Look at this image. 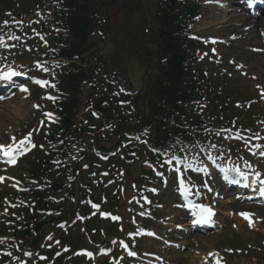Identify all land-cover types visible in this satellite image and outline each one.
Masks as SVG:
<instances>
[{
  "label": "rangeland",
  "instance_id": "374dc122",
  "mask_svg": "<svg viewBox=\"0 0 264 264\" xmlns=\"http://www.w3.org/2000/svg\"><path fill=\"white\" fill-rule=\"evenodd\" d=\"M116 1L117 0H114V2L111 3L110 8L113 13L116 12L115 15H119L121 11V2ZM31 2L32 0L27 2L29 9H32ZM138 2L140 10L143 12L145 17L150 18L151 13H153L155 10L159 0H138ZM203 11L204 17L196 22L198 24L193 32H195L198 38H202L203 40L208 36L223 37L224 33L214 27L215 22L213 21L216 19V12L208 13L205 8ZM47 14L48 16L45 18V22L48 23L52 19V16H49V13ZM120 18L121 17H119L115 22L114 27L118 28V24H121ZM33 19H27L30 22L25 25L27 29L25 35L15 36L19 37V39H12L11 37L13 36L10 35L9 37L4 35L6 45L11 47L12 50L8 53H5L4 50H0V70L13 67L15 63L21 64L20 61H32L35 59V57H42L45 55L46 48L52 42L55 34L52 32L45 34V36L39 35L38 40H36L33 34V26H36V23L32 21ZM28 25L29 28L27 27ZM0 27L2 30L7 31V26L0 24ZM44 37H46L45 40ZM257 44L261 48L259 42H257ZM254 48L255 46L253 45L251 49ZM217 50L218 58H214V62H211L205 56V54L202 53L200 56V61L197 62V59L194 64V66L197 65L200 67L204 73H206V77L209 78L206 85L209 86V88L207 90L205 87L202 94L205 96L208 91H210L213 93V95L212 97H209L210 93H208L205 105L214 106L219 97L225 103H232L235 105V107H237V105L238 107L236 108L235 113L229 117L224 113L223 123L225 125L223 126H217L215 118L212 116L213 119L210 118L212 121L210 123L209 129L206 130L204 136L196 138V142L198 143L199 141H202L207 143L210 141V143L213 145V148L216 146V152H224L229 154L233 159H235L236 154L240 156L234 160L238 168H243V170L247 173H252L255 175L257 173L264 174V155H261V153H264V141H259L256 143L253 142L249 146V140L236 143L234 138L241 139V136L235 134L233 131H230L229 133H221L218 131L219 129H223L222 127L230 125L231 128L235 127L239 129L251 127V131H253L255 135H259L257 137L264 135V91L260 89L261 86L257 85L250 79L251 72L248 70V66L245 65L246 61L244 59H240L232 45L230 47L219 46L217 47ZM14 51H16V53L13 55L12 53ZM14 56H19L22 60H15ZM219 63H222V65ZM245 67L247 68L246 70ZM130 69L131 74L136 76L133 78L136 86L141 87L144 73L141 72L134 64L130 66ZM113 71L114 70L109 73L111 83L115 85L117 90L126 91L128 89V84L132 83L128 82L120 73L115 75V72ZM151 81L152 79L149 78V82ZM40 97V93L32 92L31 94L29 93L18 96L13 101L0 103V113L5 112L7 104H12V106H17L19 104L24 105V112L20 119H15L10 115L0 116V143H10L13 141V137L17 139H27L29 134L32 132L33 134L30 136V142L35 145V148L27 155V157L19 162L15 169L9 170L8 179L5 181L4 185H0V231L2 230V223L6 222L12 208L10 205L12 201L9 198V191L14 189V186L11 185L10 178L16 177L20 179L25 177L26 171L29 169L31 158L34 156H40L41 152L46 154L47 151H50V147L43 144L42 136L45 133L46 128L41 129V131L35 130L37 122L41 120V110L45 108V106L41 104ZM242 133L246 134L244 131H242ZM115 142V139H111L109 141L103 140L100 145H104L107 149L114 147ZM251 149L254 151V153L248 152ZM196 150L197 152L194 155V161L202 163L203 155L210 152H206L204 149H198V147ZM116 152L119 154V149H116ZM147 152L148 149H146V152L144 149H141L140 156L135 154L133 159L127 163V165L130 166L131 180L134 181L135 185H138L140 181H144L150 177L151 172L149 173V170L143 166V162L148 157ZM219 158L220 157H216V160ZM55 161L58 160L54 159L53 162ZM219 164L223 163L219 162ZM235 168L237 167H234V169ZM109 169L111 171L109 172V175H107V171H101V176L103 175L104 178L101 177L98 181L105 189H107L110 185L115 184L118 185L119 191H121L120 185L123 179L121 174V172H123L122 166L118 164L117 167L115 164H113L109 167ZM124 169L126 170V168ZM140 172H144L143 176L140 174ZM159 174H161V171ZM151 177L155 178L152 174ZM191 179L193 181V186L200 188L201 191L208 192L209 189L212 191L213 188H216V185L214 186V178L211 180L209 178L202 179L192 176ZM202 181L205 182V185ZM158 188L162 194L160 206L163 205V207L161 208L157 206L153 208V211L151 210L150 213L148 212L152 203L148 206H144V212H141L138 209L133 208V206H135V201L130 200V197L122 199L120 194H115L117 187L115 189H111L109 196H106L104 199L108 200L110 197H113V203L116 206L122 205L120 207L122 214L125 216L127 223L132 224L133 227L135 226V223L132 219L133 211L141 212L140 214H144L146 217L150 218L156 223L155 230L152 231L162 240L175 243L179 245V247L185 248V251L183 252L171 250L165 253L167 259L171 261L170 264H204L210 261V254H218L221 258L226 259L230 264H264V213H259L260 215H257L255 212L254 217L255 221H258V224L253 227H249L243 224V222L238 219L237 216H232L231 208H226L223 205L224 208L221 206V209H218L222 214L218 215V217H220V226L217 230L210 234H196L188 239H177V233L181 234L176 230L179 225L178 223L180 220V214L177 211H173V208L169 206L171 204L170 201L172 200V194L176 195V190L173 177L168 174V171L161 181L158 180ZM211 191H209V193ZM208 195V193L203 194V199H208ZM94 203H97L95 199H86L83 202V205L86 206V209L78 210L77 207H75V210H78V213L83 216L84 220L86 221L87 219L97 215V212L93 208ZM56 205L59 206L54 209V213H59L61 208V211L64 212L73 206L68 200H65L62 203H58L57 201ZM100 205L103 206V200L101 201ZM236 210L254 212L255 209L251 207H242ZM229 211L231 214L228 213ZM228 215L230 216L228 217ZM167 218L171 220L167 221ZM71 219L72 218L68 219L67 221L70 222ZM6 223H9V219ZM83 223L84 221H79L75 224L72 223L73 225L71 230L66 227L67 231L62 232V235H58V233H60L58 230L47 231V234L45 233L47 236L44 238L39 248L42 250L43 248H49L51 247V243L56 240V237H66L67 245L70 246L69 248L72 250V252L69 255L70 257L65 258L61 264H88L87 260H85L87 258L78 260L75 259V257L78 256L77 251L80 249H93L96 251L97 249H94L95 246H99V250L101 247H110L114 244H109L111 240L107 239L104 236V233L100 231V225L92 228V231H88L91 230L88 229L85 232L82 228ZM126 231L131 232L129 230ZM90 232H98L99 234L97 233L95 235H90ZM138 232H140V230L137 228L132 235H137ZM199 236L207 237L208 241L197 243L195 240ZM92 240H97L94 241V245L91 244ZM3 244H10V241L8 240ZM138 248L144 252H161V247L152 241H143L138 244ZM6 251L7 250H4V252ZM41 254L42 255L38 256V260L43 262L38 261L36 264H51L53 259L52 255L49 253ZM88 262L108 264V262L100 263L96 254L95 259ZM122 263L124 262L122 261ZM127 264L139 263L129 261Z\"/></svg>",
  "mask_w": 264,
  "mask_h": 264
},
{
  "label": "trees",
  "instance_id": "16d2710c",
  "mask_svg": "<svg viewBox=\"0 0 264 264\" xmlns=\"http://www.w3.org/2000/svg\"><path fill=\"white\" fill-rule=\"evenodd\" d=\"M89 1L83 0L81 3L76 1H66L65 6L73 10L70 12V16L64 19L63 25L70 31V44L65 48L64 54L71 56H87L88 46L90 47V37L88 34L94 27L95 20L91 18L93 16V10L89 6ZM159 22V34L153 42V48H147L148 53L145 57V62L148 63L152 60V57L158 59L156 65V79L152 85L144 83L145 88L139 93L136 104L137 107L142 110L144 115V123L152 122L154 117H165L169 120H173L175 123L188 120L192 115L190 104L193 99L196 98L197 87L193 78H188L189 75L185 73L183 64L184 57L182 51L179 50V44L176 38V25L178 24V18L170 17V15H163L157 18ZM92 48V46H91ZM150 50V52H149ZM159 56H158V55ZM170 56L165 65H161V59ZM83 61V60H82ZM90 63V59L87 64ZM77 81V78L73 79ZM81 81V80H80ZM68 86L66 87V89ZM75 88L67 90L71 92ZM173 131L167 127L162 121L155 120V137L154 144L157 147H167L172 137L169 133ZM177 134V133H174ZM184 139H189L185 136ZM42 165V164H41ZM42 168L43 165H42ZM41 169V166H39ZM41 172V171H38ZM44 172V171H43ZM56 191L52 190L55 194ZM44 196V195H43ZM41 194L35 193V199L42 200ZM22 226V225H18ZM17 226V227H18ZM14 229V235L16 238L30 236L31 232H38L39 229H29L26 231ZM31 231V232H30Z\"/></svg>",
  "mask_w": 264,
  "mask_h": 264
},
{
  "label": "bare ground",
  "instance_id": "6f19581e",
  "mask_svg": "<svg viewBox=\"0 0 264 264\" xmlns=\"http://www.w3.org/2000/svg\"><path fill=\"white\" fill-rule=\"evenodd\" d=\"M221 28L229 34H235L238 30L233 27H227L229 26V23L231 21H237V23H245L246 21H243L241 17L239 16H233L230 19H224V17L221 19ZM260 28H264V18L259 19L257 23H255L254 27L248 31V33L242 32L241 34L244 35V38H241V40L235 42V52L239 55L240 59H244L246 61V64L248 66V70L251 72V77L250 79L254 81L257 85L261 86L260 89L264 91V56L263 55H257L253 54L251 47L252 44H257L253 43V41H258V39L261 41V38L257 37V31ZM236 38L239 36L238 34H235ZM235 38V39H236ZM258 38V39H257ZM234 39V38H233ZM247 68L245 67V70ZM24 112V105L19 104L17 106H12V104H7L6 105V110L5 112L0 113V116H12L15 119H20L21 115ZM224 189L225 187L222 186ZM252 198V196H250ZM208 239L206 237H197L196 242L197 243H202L206 242Z\"/></svg>",
  "mask_w": 264,
  "mask_h": 264
},
{
  "label": "snow or ice",
  "instance_id": "6c2138e0",
  "mask_svg": "<svg viewBox=\"0 0 264 264\" xmlns=\"http://www.w3.org/2000/svg\"><path fill=\"white\" fill-rule=\"evenodd\" d=\"M5 26H7V21L4 22ZM12 39H19V37H11ZM5 44V41L2 37H0V46H3ZM41 65H37V68H40ZM44 71H47V69H43ZM19 75V73L14 72V71H9L7 73L4 72H0V79H7L10 80L13 76ZM36 84H38L41 87H46V86H54V85H49L48 81H44V80H36L35 81ZM23 92H28V89L26 87H22L20 89ZM48 99H55L53 97H47ZM45 116L51 117V113H45ZM30 136L31 134H29V137L26 140H21L19 142L15 141V137H13V143L9 144L5 150V146L0 145V154H2L3 156L7 157V163L9 164H15L16 163V153L19 152H23L24 151V145L26 143L30 142ZM32 147H35V145H32ZM261 155H264V153H261ZM221 171L224 173V180L227 181L228 183H234L236 181L232 180L229 178L228 176V172L230 171H235L238 175H241L243 177V179L247 180L248 177L246 175H244L242 172H240V169L237 167L235 169H221ZM256 179L259 180L261 185H264V179H260V174L257 173L256 174ZM180 187L182 189V194L187 196L190 194V188L185 184V181L183 178H180ZM209 191H211V189H209ZM260 194L262 196H264V187L260 188ZM193 207H195L196 209H198V215L200 216V221L199 222H204L207 220H210L211 217L214 215L212 209L210 207H206L203 204H198V205H194ZM241 215L243 217H245L246 219H249L251 214L249 213H241ZM252 221L249 219V225L251 226ZM4 240L0 239V244H3ZM131 255V253H130ZM210 255H215V254H210Z\"/></svg>",
  "mask_w": 264,
  "mask_h": 264
}]
</instances>
